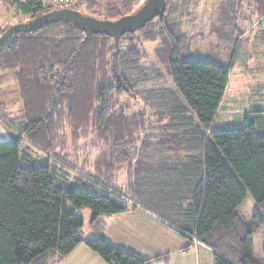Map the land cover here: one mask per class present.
<instances>
[{
	"label": "trees",
	"instance_id": "16d2710c",
	"mask_svg": "<svg viewBox=\"0 0 264 264\" xmlns=\"http://www.w3.org/2000/svg\"><path fill=\"white\" fill-rule=\"evenodd\" d=\"M246 1L253 3L257 19H264V0ZM89 2L91 8L99 4ZM140 2L111 3L98 18L118 19ZM10 4L32 18L58 9L40 0ZM179 6L167 0L164 17L148 22L137 38L158 42L157 61L168 66L198 120L194 126L182 117L174 121L183 130L177 133L175 151L187 149L199 156L180 168L190 194L180 230L211 247L215 264H264L253 254V230L237 212L248 190L264 214V110L251 111L241 126L213 129L232 64L209 61L198 51L194 54L199 58L191 57ZM5 30L0 25V36ZM128 35L118 45L105 34L85 39L78 26L59 21L33 32H15L0 44V70L16 72L24 104L18 125L2 116L14 138L0 141V264H58L81 243L108 264H152L160 258H140L104 237L83 238L84 220L78 211L90 208L92 222L124 212L129 207L123 195L84 169L70 173L50 159L35 158L27 144L61 160L56 155L64 146L57 138L59 115L66 109L73 134L92 120L113 149L114 166L131 162L130 151L136 148L145 118L143 112L130 113L129 103L120 99L124 93H136L135 86L143 80L139 75L145 52Z\"/></svg>",
	"mask_w": 264,
	"mask_h": 264
},
{
	"label": "rangeland",
	"instance_id": "374dc122",
	"mask_svg": "<svg viewBox=\"0 0 264 264\" xmlns=\"http://www.w3.org/2000/svg\"><path fill=\"white\" fill-rule=\"evenodd\" d=\"M89 1L79 0L76 4L79 6L78 10L97 18L104 16L103 11L107 5L112 3L119 6L121 4V0H99V4L91 8ZM145 1L141 0L140 4L135 5L130 13L135 12ZM217 2L222 1L195 0V5L201 4L203 12L192 13L194 16L200 15L198 27L186 30L189 38L188 46L193 53L191 57L199 58L197 54H194L198 51L205 54L202 56L209 61L232 64L229 84L213 129L241 126L246 115L251 111L264 110V19L255 20L250 7L252 2L249 6L246 0H229L226 3L230 5L231 2L236 6L242 3L240 11L227 9L224 13L222 9H218L217 18L219 19L210 22L215 33L209 36L211 27L207 26L209 23L204 25L201 17L214 16L216 13L209 12L207 7L212 8V5ZM45 4L49 6L48 3ZM57 8H62V6ZM249 11L252 20L249 19ZM34 18L20 13L16 6L10 4V0H0V25H5V28ZM130 34L132 36H128H134L132 41L138 44L140 52H145L141 60L142 70L139 75V79L143 80L135 86L136 93H124L120 99V103L124 105L126 102L129 103L127 110L130 113L143 112L145 118L144 129L135 143L136 148L130 151L134 154L131 162L121 167L114 166L113 149L110 148L106 139L100 137L98 127L92 120L89 125L82 127L78 134H73L66 109L59 115L58 134L60 137L57 136V138L64 146L56 149V155L61 160H55L37 145L27 143L28 141L26 143L30 146V151L35 158L43 161L50 159L66 171L69 168L70 173H76L74 172L76 167L84 169L87 173L99 176L101 180L120 190L128 206H133L137 198L159 214L167 216L175 224L183 226L181 211L188 208L190 194L186 184V174L182 173L184 169L176 168L180 164L175 160L180 159V163L187 165L193 159H199L197 158L199 156L186 153L177 156L159 154L162 150L177 149V136L179 135L177 133L183 130L174 124L176 118L188 119L194 126L198 121L197 116L186 104L174 84L168 66L157 61L155 48L158 42H142L141 38H137L141 36L138 31ZM7 73H12V71L0 72V94L8 96L10 91L17 99L15 101L18 103L15 107L16 114L6 115L8 118H16L14 122L18 125L21 115L24 116L23 103L18 95L20 92L17 85L12 86L10 84L12 82L8 83V80L6 82L5 78L9 75ZM3 80H5L4 83H1ZM150 151L157 155L146 156L145 154H149ZM175 152L179 153V151ZM133 198L135 201L132 200ZM78 212L85 221L86 228L90 227L91 209L83 208ZM237 212L253 230L255 258L264 262V214L248 190L247 198L239 206ZM82 236H84V230Z\"/></svg>",
	"mask_w": 264,
	"mask_h": 264
},
{
	"label": "crops",
	"instance_id": "0c3cea01",
	"mask_svg": "<svg viewBox=\"0 0 264 264\" xmlns=\"http://www.w3.org/2000/svg\"><path fill=\"white\" fill-rule=\"evenodd\" d=\"M216 4L207 7L209 12L216 13L214 16L201 17L204 21V25L211 27L209 30V36H212L215 32L212 29L210 22H214L217 18L218 9L227 12V9L240 11L241 5H234L231 2L227 4L226 1L220 0ZM234 1V0H231ZM176 4H179V8L183 10L182 16V31L186 33V30L198 27L200 15L194 16V12H200L202 10L201 4L195 5V0H174ZM238 7V8H237ZM178 8V9H179ZM237 8V9H235ZM254 8H251L252 15L255 20L257 17L253 14ZM244 12V11H243ZM249 11V19L252 20V15ZM248 19V18H247ZM5 27V25H4ZM246 27V26H244ZM247 32V31H246ZM245 32V33H246ZM243 33V31H241ZM244 33V34H245ZM243 34V35H244ZM242 35V37H243ZM220 43V42H219ZM7 70H0L4 72ZM9 71V70H8ZM7 73L5 78L6 82L12 86L15 84L20 87L16 79V72ZM3 80L1 83H4ZM21 98V92L18 93ZM17 99L9 91L8 96L0 94V141H5L14 138V131L3 119L2 116L15 115V107L18 105L15 102ZM23 103V100H22ZM24 105V104H23ZM22 105V111L24 112V106ZM7 114V115H6ZM21 115V114H20ZM23 115V114H22ZM19 122L23 120V116ZM16 120V118H14ZM192 155V151L180 150L179 153L175 150H162L159 155L164 156H177L180 154ZM146 156L157 155L153 152L145 154ZM180 159H176L178 166L176 168H183L184 164L179 162ZM71 176H74L71 174ZM135 201L134 199H132ZM128 206V205H127ZM120 213L111 215H102L95 222H90V227L86 228L84 221V236L83 238L91 237H104L111 244L129 251L143 259H154L152 264H215L214 250L208 245L198 242L196 243L193 238L186 236L181 230V226L175 224L167 216L159 214L153 208L141 203L137 198L133 206ZM86 228V229H85ZM58 264H108L98 253L90 249L86 244H79L68 256L62 259Z\"/></svg>",
	"mask_w": 264,
	"mask_h": 264
},
{
	"label": "water",
	"instance_id": "95a60500",
	"mask_svg": "<svg viewBox=\"0 0 264 264\" xmlns=\"http://www.w3.org/2000/svg\"><path fill=\"white\" fill-rule=\"evenodd\" d=\"M166 8L167 0H146L135 12L112 20L87 15L74 8L62 7L38 15L30 21L9 26L0 36V44L15 32H33L43 28L46 24L68 21L85 32V39L94 34H105L112 37L118 45L120 38L126 33L142 30L148 22L157 17L162 19Z\"/></svg>",
	"mask_w": 264,
	"mask_h": 264
},
{
	"label": "built area",
	"instance_id": "2783aa9c",
	"mask_svg": "<svg viewBox=\"0 0 264 264\" xmlns=\"http://www.w3.org/2000/svg\"><path fill=\"white\" fill-rule=\"evenodd\" d=\"M43 3H48L51 6H57V7H70L72 8L75 6L79 0H40ZM196 243L200 242L196 238H193Z\"/></svg>",
	"mask_w": 264,
	"mask_h": 264
}]
</instances>
